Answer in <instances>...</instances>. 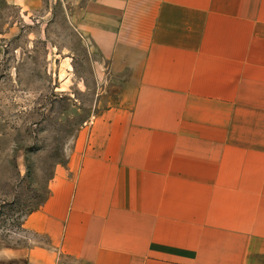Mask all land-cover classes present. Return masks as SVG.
I'll return each instance as SVG.
<instances>
[{"label": "crops", "instance_id": "obj_1", "mask_svg": "<svg viewBox=\"0 0 264 264\" xmlns=\"http://www.w3.org/2000/svg\"><path fill=\"white\" fill-rule=\"evenodd\" d=\"M122 75L0 264H264V0H91Z\"/></svg>", "mask_w": 264, "mask_h": 264}, {"label": "rangeland", "instance_id": "obj_2", "mask_svg": "<svg viewBox=\"0 0 264 264\" xmlns=\"http://www.w3.org/2000/svg\"><path fill=\"white\" fill-rule=\"evenodd\" d=\"M89 1L0 0V250L30 243L55 165L117 100L122 75L83 34Z\"/></svg>", "mask_w": 264, "mask_h": 264}]
</instances>
